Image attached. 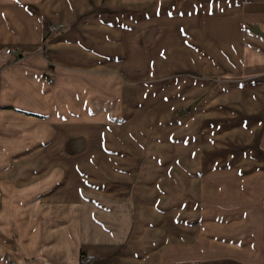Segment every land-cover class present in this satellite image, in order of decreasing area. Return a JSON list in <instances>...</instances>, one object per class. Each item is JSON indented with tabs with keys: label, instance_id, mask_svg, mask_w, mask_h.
Returning <instances> with one entry per match:
<instances>
[{
	"label": "crops",
	"instance_id": "obj_1",
	"mask_svg": "<svg viewBox=\"0 0 264 264\" xmlns=\"http://www.w3.org/2000/svg\"><path fill=\"white\" fill-rule=\"evenodd\" d=\"M150 2L0 0V264H78L81 251L94 264H264V0H183V24L145 19ZM145 36L183 48L185 99L211 92L195 116H221L211 130L230 142L208 163L239 161L215 178L245 181L222 182L231 204L183 223L182 244L130 236L126 175L111 166L129 161L127 75L143 72Z\"/></svg>",
	"mask_w": 264,
	"mask_h": 264
},
{
	"label": "rangeland",
	"instance_id": "obj_2",
	"mask_svg": "<svg viewBox=\"0 0 264 264\" xmlns=\"http://www.w3.org/2000/svg\"><path fill=\"white\" fill-rule=\"evenodd\" d=\"M182 1L160 0V3H145V19H151L154 13L165 20L169 15L175 14L176 20L183 24L185 5ZM61 25L63 28V24ZM155 38L145 36L143 72L138 71V78L135 79V67L131 66L129 72L134 71L133 76L127 75L129 82H137L136 85H126L128 91L133 89L129 91L132 102L129 106L134 112L137 111V115L133 113L127 119L129 126L127 133L124 132L129 146L126 159L129 161L111 166L113 171L126 175L127 196L123 199L129 214L128 220L135 222L131 227L130 236L140 238L143 235L142 239L147 245L152 235H157V231L161 239L167 238L168 232L173 237L174 231L177 235L176 238L173 237L176 243L182 244L183 240L178 239V234L183 233V223L197 226L200 220L214 218L217 210L226 209L228 204H231L233 197L219 195L216 188L221 186L222 182L224 185L228 182L241 186L245 181L244 178H235V182L232 179L226 182L215 178L216 172L223 171L222 167L226 169L229 165L239 168L241 164L239 161L234 165L226 161L223 164L208 163L211 159L221 160L223 153L217 150H222V145L224 151L231 150L226 147L230 142L228 145L226 141L224 144L217 143L214 135L216 133L211 130L221 122V116H195L197 109L200 110L201 106L204 107L205 103L210 102L206 97L212 93L186 100L183 48L182 52L178 48L170 51L168 46L161 42L154 45ZM44 77L46 80L51 77L54 82V77L48 74ZM227 119L229 120L230 116ZM200 123L207 124L208 127L202 133ZM226 125H230V121ZM243 135L245 138L246 134ZM246 185L259 189L263 184L262 181L260 183L258 180H250ZM236 203L244 205L243 200H237ZM83 253L95 255L81 251L78 264ZM96 258L95 255V260Z\"/></svg>",
	"mask_w": 264,
	"mask_h": 264
},
{
	"label": "built area",
	"instance_id": "obj_3",
	"mask_svg": "<svg viewBox=\"0 0 264 264\" xmlns=\"http://www.w3.org/2000/svg\"><path fill=\"white\" fill-rule=\"evenodd\" d=\"M60 29H62L61 24H50L48 27L49 32H52V33H56ZM10 51H11L10 48H8L6 50V52H10ZM47 83H49V84L53 83V78H51V77L47 78ZM94 260H95V255L83 253L81 255V259H80L79 264H93Z\"/></svg>",
	"mask_w": 264,
	"mask_h": 264
}]
</instances>
